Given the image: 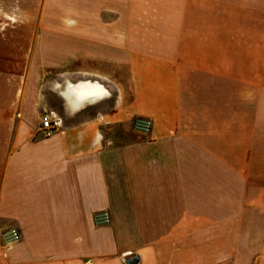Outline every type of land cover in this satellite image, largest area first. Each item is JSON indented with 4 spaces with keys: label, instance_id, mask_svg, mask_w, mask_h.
<instances>
[{
    "label": "crops",
    "instance_id": "0c3cea01",
    "mask_svg": "<svg viewBox=\"0 0 264 264\" xmlns=\"http://www.w3.org/2000/svg\"><path fill=\"white\" fill-rule=\"evenodd\" d=\"M69 1L0 42V264H264V9Z\"/></svg>",
    "mask_w": 264,
    "mask_h": 264
},
{
    "label": "rangeland",
    "instance_id": "374dc122",
    "mask_svg": "<svg viewBox=\"0 0 264 264\" xmlns=\"http://www.w3.org/2000/svg\"><path fill=\"white\" fill-rule=\"evenodd\" d=\"M237 1L252 2L259 9H264V0ZM163 2L167 10L169 6L174 5L168 3V0ZM77 6L80 8L81 4L69 0H0V42H10L11 31H16L18 41L20 39V41L31 43L38 33H44L51 39L58 33H62L61 26L72 27V15ZM58 40L63 39L58 37ZM68 69L73 70V66Z\"/></svg>",
    "mask_w": 264,
    "mask_h": 264
},
{
    "label": "built area",
    "instance_id": "2783aa9c",
    "mask_svg": "<svg viewBox=\"0 0 264 264\" xmlns=\"http://www.w3.org/2000/svg\"><path fill=\"white\" fill-rule=\"evenodd\" d=\"M58 124V121H54L52 119L51 113H44L40 117V123L37 128V133L44 138H49L55 133ZM132 126L133 129L137 132H140L142 134H149L153 128V121L149 118L137 117L133 120ZM95 222L99 225H110V214L106 211L101 212L95 217ZM0 239L4 247H9L19 242L20 234L16 228L10 227L0 234Z\"/></svg>",
    "mask_w": 264,
    "mask_h": 264
},
{
    "label": "water",
    "instance_id": "95a60500",
    "mask_svg": "<svg viewBox=\"0 0 264 264\" xmlns=\"http://www.w3.org/2000/svg\"><path fill=\"white\" fill-rule=\"evenodd\" d=\"M137 261V258L133 259L131 263H135Z\"/></svg>",
    "mask_w": 264,
    "mask_h": 264
}]
</instances>
